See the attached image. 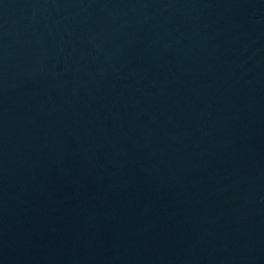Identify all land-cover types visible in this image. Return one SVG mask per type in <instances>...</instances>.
<instances>
[{
    "label": "water",
    "instance_id": "obj_1",
    "mask_svg": "<svg viewBox=\"0 0 264 264\" xmlns=\"http://www.w3.org/2000/svg\"><path fill=\"white\" fill-rule=\"evenodd\" d=\"M264 112V0H0V256Z\"/></svg>",
    "mask_w": 264,
    "mask_h": 264
}]
</instances>
